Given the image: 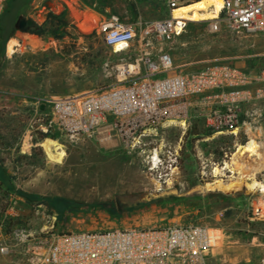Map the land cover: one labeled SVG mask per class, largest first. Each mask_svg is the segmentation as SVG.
I'll use <instances>...</instances> for the list:
<instances>
[{"label": "rangeland", "instance_id": "1", "mask_svg": "<svg viewBox=\"0 0 264 264\" xmlns=\"http://www.w3.org/2000/svg\"><path fill=\"white\" fill-rule=\"evenodd\" d=\"M50 12L68 22L67 34L59 30L55 35L21 36L14 27L17 18L23 17L32 19L35 29H53ZM168 14L169 8L161 0L8 1L0 20V246L6 243L10 252L0 254V262L38 264L27 243L14 239L16 230L37 238L202 224L219 229L222 236L203 264H264V193L245 188L230 193L206 191L195 180L194 166L188 162L183 172L185 190L150 195L151 185L138 158L117 143L63 138L59 143L65 157L56 161L42 147L43 141L38 145L41 137L37 132L29 141L27 129L36 99L117 83L115 66L121 57L113 55L97 33L84 36L97 31V23L110 15L135 23ZM209 26L190 24L170 43L153 40L151 57L160 49L168 51L175 67L184 72L218 63L253 74L264 69V33L235 32L225 23L219 32H212ZM13 38L20 47L7 55L6 45ZM193 127L198 133L206 131L201 118L194 119L190 130ZM180 134L173 129L166 136L173 142ZM233 144L232 137L217 136L202 147L220 152ZM263 179L264 170L259 176Z\"/></svg>", "mask_w": 264, "mask_h": 264}, {"label": "built area", "instance_id": "2", "mask_svg": "<svg viewBox=\"0 0 264 264\" xmlns=\"http://www.w3.org/2000/svg\"><path fill=\"white\" fill-rule=\"evenodd\" d=\"M8 1L0 0V20ZM161 1L169 8V14L161 19L132 23L110 15L97 23L95 33L113 55L121 57L115 66L116 84L36 99L27 129L29 141L34 132L40 135L39 146L47 139L42 133L57 134L58 142L84 137L117 143L138 158L151 185L150 195L185 190L183 172L188 162L194 166V178L201 186L217 179L227 181L238 175L227 166L240 147L251 139L264 147V129L260 127L264 113L257 111L264 105V69L253 74L218 63L184 72L175 67L168 51L160 49L155 58L149 52L153 40L173 42L190 24L209 23L212 32H219L225 23L235 32L264 33V0H223L216 19L198 22L182 19L176 12L201 0ZM248 105L254 110H245ZM195 118L203 119L205 129L213 133L190 145L186 134ZM173 129L181 134L171 142L166 135ZM217 136L232 137L233 146L222 147L220 152L203 149L202 145H209ZM261 174L255 179L264 183V179L259 180ZM12 235L27 243L28 252L38 264H203L222 237L219 229L202 224L116 228L37 238L16 230ZM9 252V246L1 244L0 254Z\"/></svg>", "mask_w": 264, "mask_h": 264}, {"label": "bare ground", "instance_id": "3", "mask_svg": "<svg viewBox=\"0 0 264 264\" xmlns=\"http://www.w3.org/2000/svg\"><path fill=\"white\" fill-rule=\"evenodd\" d=\"M223 8V0H201L192 5L182 8L176 12L182 19H189L193 21H211L217 18ZM203 11V13H200ZM79 18V16H77ZM97 26V25H96ZM20 46L17 39L9 40L6 45L7 55H13L17 52ZM101 142L105 145H110V142L101 138ZM42 147L49 154V156L61 161L65 157L63 146L56 140L47 138L42 142ZM60 150V151H58ZM264 147H262L255 139L238 149L232 157V164H228V168L237 171L238 175L231 177L225 181L217 179L212 183L204 186L206 191H221L224 193L236 192L247 187L249 190H258L264 193V183L255 179V176L264 170ZM250 153V156H248ZM257 155L256 158L252 156Z\"/></svg>", "mask_w": 264, "mask_h": 264}, {"label": "trees", "instance_id": "4", "mask_svg": "<svg viewBox=\"0 0 264 264\" xmlns=\"http://www.w3.org/2000/svg\"><path fill=\"white\" fill-rule=\"evenodd\" d=\"M48 20L53 25V29H46L45 27H41L39 29L31 28L27 33L21 32V36H25L27 34L37 35V36H44L46 33H51L53 35L56 34L57 31L62 30L65 34H67V30L69 28L68 22L62 18L60 15H56L54 13L48 14ZM201 24H207V23H201ZM95 31L92 32L91 35H84L85 37H90L95 35ZM213 131L206 130L204 133H198L196 128L193 127L192 130H189L186 134L187 142L192 145L196 139H201L206 136H211ZM42 138H51L53 140L58 139L57 134H41ZM37 141V140H36ZM187 158L190 160V156L187 155ZM190 167V166H189Z\"/></svg>", "mask_w": 264, "mask_h": 264}, {"label": "water", "instance_id": "5", "mask_svg": "<svg viewBox=\"0 0 264 264\" xmlns=\"http://www.w3.org/2000/svg\"><path fill=\"white\" fill-rule=\"evenodd\" d=\"M19 21L20 25L17 28L24 33H27L31 28L36 26V23L32 19L21 17Z\"/></svg>", "mask_w": 264, "mask_h": 264}, {"label": "crops", "instance_id": "6", "mask_svg": "<svg viewBox=\"0 0 264 264\" xmlns=\"http://www.w3.org/2000/svg\"><path fill=\"white\" fill-rule=\"evenodd\" d=\"M245 110H254V107L251 105L245 106ZM258 112H263L264 113V105H260V108L257 110ZM260 127L264 129V120L260 124Z\"/></svg>", "mask_w": 264, "mask_h": 264}, {"label": "flooded vegetation", "instance_id": "7", "mask_svg": "<svg viewBox=\"0 0 264 264\" xmlns=\"http://www.w3.org/2000/svg\"><path fill=\"white\" fill-rule=\"evenodd\" d=\"M19 19H20V18H17V20L15 21V25H14L15 28H17V27L20 25V21H19ZM36 27H37V25H36L34 28H36ZM17 29H18V28H17ZM18 31H19V32H22V31H20L19 29H18Z\"/></svg>", "mask_w": 264, "mask_h": 264}]
</instances>
